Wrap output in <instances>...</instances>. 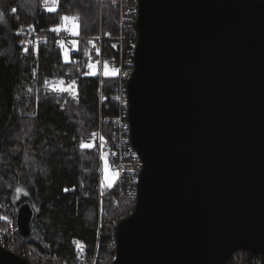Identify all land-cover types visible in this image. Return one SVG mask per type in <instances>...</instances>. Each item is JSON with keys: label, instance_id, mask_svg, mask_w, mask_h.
Returning a JSON list of instances; mask_svg holds the SVG:
<instances>
[{"label": "water", "instance_id": "obj_1", "mask_svg": "<svg viewBox=\"0 0 264 264\" xmlns=\"http://www.w3.org/2000/svg\"><path fill=\"white\" fill-rule=\"evenodd\" d=\"M127 82L142 161L111 264L264 253V0H139ZM29 202L15 225L32 234ZM0 264H30L0 246Z\"/></svg>", "mask_w": 264, "mask_h": 264}, {"label": "trees", "instance_id": "obj_2", "mask_svg": "<svg viewBox=\"0 0 264 264\" xmlns=\"http://www.w3.org/2000/svg\"><path fill=\"white\" fill-rule=\"evenodd\" d=\"M50 6L57 10L48 11ZM64 15L79 16V48L70 63L63 59V48L55 45V37L68 31L49 30L60 26ZM116 18L115 0H0V226L15 223L17 206L29 202L34 211L32 234L25 238L17 233L40 254L72 258L76 239L88 258L95 254V264H111L117 224L134 210L136 197L123 194L113 202L119 188L128 186L123 178L112 188H101L99 211V147L95 143L94 148H80L82 139L93 133L110 140L117 80L84 73L89 61L116 56L111 40L98 39L100 33H118ZM30 27L47 37L38 45V55L36 47L21 43L24 36L17 35ZM46 78L49 84L58 78L69 83L76 79L78 102L69 93L50 92ZM243 253L241 264H264V253ZM26 260L34 264L28 256Z\"/></svg>", "mask_w": 264, "mask_h": 264}, {"label": "built area", "instance_id": "obj_3", "mask_svg": "<svg viewBox=\"0 0 264 264\" xmlns=\"http://www.w3.org/2000/svg\"><path fill=\"white\" fill-rule=\"evenodd\" d=\"M101 2V0H100ZM117 9L116 26L118 33L111 37H105L101 33L98 36L100 43L104 39H109L112 42V48L116 56L112 60H106L111 64L112 67L118 70V74L114 75L117 80L116 93L114 95L117 104V114L111 120L110 140H100L101 133L95 136V143L99 147V164L101 166V156H107L112 169L119 172V178L113 184L112 187L120 184L123 178H127L128 186L120 190L113 202L118 200L121 195L127 194L131 197H136L137 193V181L139 174L142 169V161L139 158L137 152L133 148L130 136H129V121H128V98H127V82L133 70L134 64V51L137 42V30L136 20L138 16V4L139 0H115ZM23 32L24 44L28 47H37L47 40L46 36L36 35L31 31V28L27 30H19ZM105 37V38H104ZM71 35L69 32L57 35L55 37L56 47H66L69 42L77 41L79 44L80 38ZM63 47V49H64ZM78 49V48H77ZM78 50H71L72 54L70 59L75 60ZM100 53V50H99ZM80 54V51L78 55ZM80 56V55H79ZM100 61H105L99 57ZM98 59V60H99ZM99 76L102 77V73L98 72ZM66 82H69L67 80ZM93 136L82 139L83 142L91 143ZM106 142V143H105ZM100 183H99V211L101 198L103 193L101 191V178L102 173L100 172ZM111 187V188H112ZM74 256L68 259H60L55 254H40L25 245V242L17 233V227L15 223L9 222L6 227L0 226V246L15 253V245L20 247L17 255L26 259L33 260L34 264H95V254L91 258H88L83 251L82 244H77V240L73 239ZM244 259L243 250L234 252L225 264H241Z\"/></svg>", "mask_w": 264, "mask_h": 264}, {"label": "snow or ice", "instance_id": "obj_4", "mask_svg": "<svg viewBox=\"0 0 264 264\" xmlns=\"http://www.w3.org/2000/svg\"><path fill=\"white\" fill-rule=\"evenodd\" d=\"M45 2H49V0H45ZM50 2L52 3H57L58 4V0H50ZM48 11H52L55 12L57 9L56 8H49L47 9ZM15 11V10H13ZM62 21L64 22L63 26H56L53 27L51 29H49L50 31H55V32H59L61 30L64 31H68L71 35L73 36H77L79 35V30H80V24H79V16H68V15H64L61 17ZM71 24V28H68V24ZM34 27L31 28V31H34ZM23 32L18 31L17 35H22ZM21 43H24L23 41ZM60 43L61 47L63 48V43L62 42H58ZM89 43H91L93 45V47H95V43L94 41H89ZM72 44L74 45L73 50H76V45H77V41H72ZM23 51L25 53H27L28 48L25 47L23 49ZM34 52L36 55L39 54V48L38 46L34 49ZM96 54L99 55V50L97 49ZM62 56L63 59L65 61V63H70L71 59H70V55H69V51L68 50H64L62 52ZM91 54L89 53V58H90ZM88 71L86 73H84V75H92L95 76L98 74L99 72V61L97 62H89L86 65ZM118 74V70L115 69L114 67H111L109 65V62L105 61L104 65H103V75L105 77H109L112 75H116ZM33 75H35V72H33ZM44 84L48 87V90L50 92H55V93H59V94H63V93H69L72 98L74 100H77L78 102V98H79V85L77 83L76 79H72L71 82H66L64 79L62 78H58L54 83L49 84L48 83V79L46 78L44 81ZM38 100V97H37ZM93 139L91 143H86V142H81L80 144V148L81 149H91L95 147V133L92 134ZM100 140L103 141V137H100ZM106 143V142H105ZM101 160L103 161V171H104V176H103V180L106 181L109 186L113 185L116 180L119 178V172L118 171H113L111 168L110 163L108 162V158L107 156H101ZM103 186V185H102ZM74 191L75 189H68L65 188L64 191ZM19 191V189H18ZM26 194V193H25Z\"/></svg>", "mask_w": 264, "mask_h": 264}, {"label": "rangeland", "instance_id": "obj_5", "mask_svg": "<svg viewBox=\"0 0 264 264\" xmlns=\"http://www.w3.org/2000/svg\"><path fill=\"white\" fill-rule=\"evenodd\" d=\"M53 7H54V6H50L49 8H53ZM49 8H48V9H49ZM63 24H64V22H62V24H61L60 26L62 27ZM67 26H68L69 29L71 28V24H70V23H69ZM75 47H76V49L79 48V44L77 43V45H76ZM73 48H74V45L72 44V40H71V42H69L68 45H67L66 47H64L63 50H68V51H69V54H70V51L73 50ZM83 52H84V55H85V53L88 52V50H84ZM101 58H102V57H101ZM97 61H99V72L102 73V77H100V78L102 79V78L105 77V76L103 75V65H104V62H105V61H100V59L97 60ZM97 61H89V62H97ZM109 65L111 66L110 63H109ZM111 67H112V66H111ZM113 76H114V75H113ZM54 82H55V81H54ZM54 82H52V83H54ZM52 83H51V84H52ZM105 156H106V155H105ZM108 162H109V160H108ZM111 168H112V166H111ZM112 170H113V171H116V170H114V169H112ZM100 172L102 173V178H101V185H103L102 188H104V189H109V188H111L113 185L109 186V184H108L106 181L103 180L104 171H103V161H102V160H101ZM77 244L79 245L78 241H77ZM73 252H74V249H73ZM73 254H74V253H73Z\"/></svg>", "mask_w": 264, "mask_h": 264}, {"label": "bare ground", "instance_id": "obj_6", "mask_svg": "<svg viewBox=\"0 0 264 264\" xmlns=\"http://www.w3.org/2000/svg\"><path fill=\"white\" fill-rule=\"evenodd\" d=\"M31 28V27H30ZM21 29H23V28H21ZM21 29H19V30H21ZM25 30H27V28H24ZM18 30V31H19ZM24 42V41H23ZM99 168H100V164H99ZM99 194H100V189H99V192H98V201H99Z\"/></svg>", "mask_w": 264, "mask_h": 264}]
</instances>
